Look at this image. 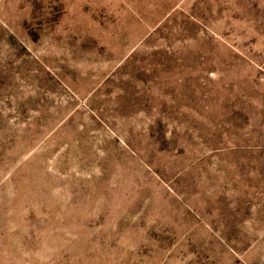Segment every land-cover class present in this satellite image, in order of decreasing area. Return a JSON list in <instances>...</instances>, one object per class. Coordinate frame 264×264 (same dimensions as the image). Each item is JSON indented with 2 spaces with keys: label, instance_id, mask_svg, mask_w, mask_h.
<instances>
[{
  "label": "rangeland",
  "instance_id": "1",
  "mask_svg": "<svg viewBox=\"0 0 264 264\" xmlns=\"http://www.w3.org/2000/svg\"><path fill=\"white\" fill-rule=\"evenodd\" d=\"M0 264H264V0H0Z\"/></svg>",
  "mask_w": 264,
  "mask_h": 264
}]
</instances>
